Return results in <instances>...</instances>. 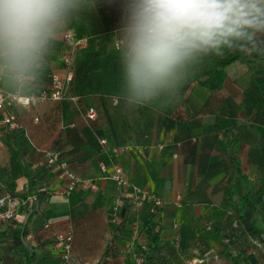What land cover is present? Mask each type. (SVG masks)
Segmentation results:
<instances>
[{"label": "crops", "instance_id": "0c3cea01", "mask_svg": "<svg viewBox=\"0 0 264 264\" xmlns=\"http://www.w3.org/2000/svg\"><path fill=\"white\" fill-rule=\"evenodd\" d=\"M89 25L86 22L80 33H95ZM60 30L55 36L60 37ZM45 59L40 74L30 76L21 87L20 103L7 109L15 113L21 128L0 127V195L10 192L34 197L27 239L36 245L37 264L58 260V250L53 246L55 232L66 229L73 235L72 254L92 246L100 251L96 262L106 254L100 264H130V245L137 237L133 226L137 223L141 226V241L136 243L142 260L147 259V228L155 225L159 231V260L221 264L228 259L231 264H241L243 253L234 248L226 257L222 232L216 233L220 224H236L223 187L231 167L230 153L241 161L252 184L264 179V124L222 114L219 108L209 113L204 104L220 91L244 90L246 95L245 90L255 85L260 93L258 107L264 111V62H235L219 71L220 78L215 75L191 83L182 104L184 123L170 127L165 134L152 130L147 138L138 141L137 134L120 124L117 136L112 135L109 120L116 114L121 119L123 109H114L109 98L100 94L25 106V96L45 85L43 76L66 72L60 68L58 55L48 52ZM1 86L7 91L17 89L14 77L6 73ZM236 102L241 99L236 98ZM90 106L97 113L92 124L85 112ZM7 110L0 113V118ZM102 136L107 139L105 146L99 143ZM114 148L118 151L114 152ZM205 148L209 151L206 164L211 165L199 172ZM47 150H58L72 171L94 181L97 190L76 187L68 195L60 194L65 181L56 165L47 164ZM101 163L106 172L100 170ZM112 163H118L133 184L160 197L162 206L152 201L136 206L130 189L118 188L109 178ZM24 213L25 207L20 206L15 220L20 221ZM258 215L264 217V211ZM261 219L257 224L264 228ZM13 221L0 224V264H16L20 255L11 238ZM247 252H253L249 264H264L262 239L251 241ZM79 256L83 257V252Z\"/></svg>", "mask_w": 264, "mask_h": 264}, {"label": "clouds", "instance_id": "9594fccd", "mask_svg": "<svg viewBox=\"0 0 264 264\" xmlns=\"http://www.w3.org/2000/svg\"><path fill=\"white\" fill-rule=\"evenodd\" d=\"M118 13L121 89L130 107L175 96L196 53L264 54V0H0V72L38 76L73 14L101 4Z\"/></svg>", "mask_w": 264, "mask_h": 264}, {"label": "trees", "instance_id": "16d2710c", "mask_svg": "<svg viewBox=\"0 0 264 264\" xmlns=\"http://www.w3.org/2000/svg\"><path fill=\"white\" fill-rule=\"evenodd\" d=\"M118 18L119 13L116 7L104 3H101L96 11H82L73 14L70 23L64 27L65 30H60V37H54V45L50 46L48 50L53 55L59 56L60 68L72 73L63 99L73 97L79 100L82 96L100 94L109 98L114 109L117 108L120 112L123 109L121 119H117L119 114H116L112 120H109L108 125L109 129L113 131V136H117L118 124L137 134L138 141L147 138L148 133L152 130L161 131L162 134H165L170 127L184 123L186 120L182 104L187 97L186 88L190 87L191 83L215 76L221 69L235 62L240 64L264 62V54L235 50L231 43L222 44L220 50L209 51L207 54L203 52L195 54L198 58L190 62L186 77L175 96L166 102L153 101L142 106L130 107L121 89L119 51L114 44L115 40H119L118 33H115ZM86 22L90 24L91 31L94 30L95 33L90 32V35L88 33L86 36H80ZM68 30L72 31L75 37L80 40L76 45L64 39L63 35ZM65 57H69L68 63L64 62ZM53 74L59 73L52 72L43 76V84L45 85L34 92L47 90ZM245 91L247 92L246 95L243 93L244 90L238 92L237 89L236 91L230 90L229 93L220 91L213 94L205 102L204 109L212 113L219 108L222 114L238 116L250 123L264 124V111L258 107L257 95L260 96L258 87L251 85ZM236 98H240L241 102L237 103ZM96 117L97 113L93 119H87L92 124ZM102 138L106 139L105 136ZM207 145L206 147L212 148V145ZM205 150L200 158L199 172L205 171L206 167L211 165L210 163L206 164L209 151L207 148ZM58 153L61 157V153L59 151ZM262 154L264 157V146L262 147ZM229 158L231 167L227 182L223 187V193L229 197L236 224L235 226L227 223L220 224L216 233L222 232L220 236L225 240L222 251L226 257H230L232 250L236 248L243 253L241 264H249V257L253 252H247V249L251 241L258 238L259 242L260 239L264 242V228H260L257 224L261 218L262 223L264 222V217H258V214L264 211V179H261L257 185L252 184L249 175L241 165V161L231 153ZM23 207H25L23 218L20 221L15 220V217L12 219L15 227L11 231V238L20 251L16 264H37L36 245L27 239V226L33 214V206L28 203ZM146 237L145 255L147 259L141 260V262L145 264H173L172 260H159L157 257L160 241L159 231L155 225L147 228ZM108 239L111 240V236ZM106 253L108 252L106 251ZM105 255L104 252L102 259ZM102 259L95 264H100Z\"/></svg>", "mask_w": 264, "mask_h": 264}, {"label": "built area", "instance_id": "2783aa9c", "mask_svg": "<svg viewBox=\"0 0 264 264\" xmlns=\"http://www.w3.org/2000/svg\"><path fill=\"white\" fill-rule=\"evenodd\" d=\"M64 39L73 42L76 45L80 40L76 39L74 33L70 30L66 31L63 35ZM118 42V40H116ZM116 46V43H114ZM75 47V46H74ZM70 61L69 57L64 58V62L68 63ZM4 72H0V113L4 110L10 109L16 104H19L23 95L21 93V87L23 86L25 80L20 81L14 77L17 89L15 91H7L2 88L1 83L4 77ZM72 78V73L66 71L64 75L53 74L51 77V84L47 90H42L39 92H32L25 96L24 104L27 107L35 106L38 103L52 100L59 101L64 98L66 93V88L68 82ZM70 99H74L71 97ZM8 112L0 118V127H6L8 129L17 130L21 128L17 116L12 111ZM95 109L90 107L86 111V117L88 119H93L95 117ZM99 143L102 146L107 144L106 139L100 138ZM114 152L118 149L114 148ZM46 162L49 165H56L60 171V176L64 179L65 184L60 191V194L68 195L76 187L82 188L84 190L96 191L98 186L94 181L89 179L80 178L76 173L72 171L69 163L62 159L56 150L45 151ZM100 170L106 172L105 164H100ZM109 178L112 179L118 188L130 189L134 204L136 206H141L144 202L152 201L157 206H162L163 201L157 195L148 192L146 189L138 187L133 184L129 179L123 174L122 168L118 163H112L111 171L108 174ZM34 200V197L30 196H15L10 192H5L0 195V224L9 222L16 216V210L20 206L27 205ZM72 231L66 229L63 231L55 232L53 246L58 250L62 261L65 264L69 259L71 247H72ZM141 258H136L135 264H140ZM64 262V263H63Z\"/></svg>", "mask_w": 264, "mask_h": 264}, {"label": "rangeland", "instance_id": "374dc122", "mask_svg": "<svg viewBox=\"0 0 264 264\" xmlns=\"http://www.w3.org/2000/svg\"><path fill=\"white\" fill-rule=\"evenodd\" d=\"M60 29L62 31L65 30L64 27H62ZM86 35H88V33H85V32L80 33V36H86ZM89 35H90V32H89ZM216 75H218V78H220V72L218 74H216ZM113 211L114 212H117V210H115V209H113ZM140 228H141V226L139 225V223H137V224H135L133 226V229L136 232L135 235H137V237H135V239L133 240V243L130 245L132 247V249L130 250V251H132V259L129 260L130 261V264H135L136 258H138V257L142 259L141 255L139 254V252L137 250V243H136L138 241H141V238L139 237L140 236V233H141ZM82 252H83V257L79 256L80 253H82ZM99 252H100L99 251V248L98 249L97 248L94 249L92 246H91V248H83V250L82 249L81 250L79 249V250H77V252L75 254H72V249H71L70 257L67 260V262H65V264H93V263L96 262V260H95L96 254L99 253ZM55 255H56V257H57L58 260H49V262H50L49 264H62V261L63 260L61 259V257L59 256V254L55 253ZM72 258L74 260H72ZM227 260H223L224 262H222L221 264H231L232 263V262L227 261ZM175 261L180 262V260H175ZM141 263L142 262L140 261V264ZM46 264H48V263H46Z\"/></svg>", "mask_w": 264, "mask_h": 264}]
</instances>
